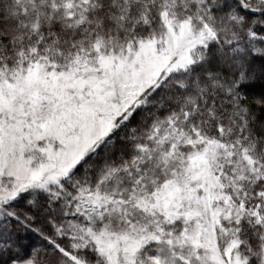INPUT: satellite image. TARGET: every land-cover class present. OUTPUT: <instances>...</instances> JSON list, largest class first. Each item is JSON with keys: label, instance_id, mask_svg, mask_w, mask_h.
Here are the masks:
<instances>
[{"label": "snow or ice", "instance_id": "6c2138e0", "mask_svg": "<svg viewBox=\"0 0 264 264\" xmlns=\"http://www.w3.org/2000/svg\"><path fill=\"white\" fill-rule=\"evenodd\" d=\"M0 264H264V0H0Z\"/></svg>", "mask_w": 264, "mask_h": 264}]
</instances>
